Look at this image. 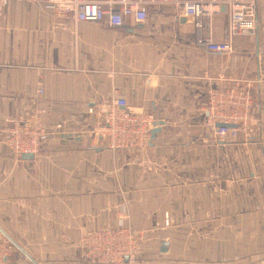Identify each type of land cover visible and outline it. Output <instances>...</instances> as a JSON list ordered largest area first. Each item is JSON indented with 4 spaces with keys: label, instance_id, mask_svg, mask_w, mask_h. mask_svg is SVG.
Listing matches in <instances>:
<instances>
[{
    "label": "crops",
    "instance_id": "obj_1",
    "mask_svg": "<svg viewBox=\"0 0 264 264\" xmlns=\"http://www.w3.org/2000/svg\"><path fill=\"white\" fill-rule=\"evenodd\" d=\"M185 1L147 4L145 21L119 27L25 1L0 10L4 264H78L84 234L120 225L138 235L140 264L264 256V0L253 31L235 37L224 8L190 17L178 8ZM207 40L232 50L209 51ZM237 79L255 81L251 122L216 141L209 92ZM115 97L162 123L147 148L115 151L96 136ZM35 105L48 136L23 160L5 146L6 121Z\"/></svg>",
    "mask_w": 264,
    "mask_h": 264
},
{
    "label": "built area",
    "instance_id": "obj_2",
    "mask_svg": "<svg viewBox=\"0 0 264 264\" xmlns=\"http://www.w3.org/2000/svg\"><path fill=\"white\" fill-rule=\"evenodd\" d=\"M11 0H0L2 10ZM39 5L56 16H70L74 21L105 22L119 27L126 17L135 22L147 18V4H167L175 0H16ZM178 8L185 15L194 17L199 10L204 13L228 14V30L231 37L253 31L256 25V0H190L179 2ZM209 51L226 54L232 48L228 42L215 43L207 40ZM203 71L202 75H205ZM253 80L237 79L232 85L214 88L209 92L206 107L208 133L216 141L235 140L241 130L246 132L252 119L254 104L251 87ZM43 94L39 82L37 95ZM43 107L35 105L30 116H16L6 121L8 125L5 146L15 156L40 154L41 145L48 136L42 123ZM156 118L150 112H137L129 108L126 100L115 97L107 110L104 122L96 130V136L105 140L106 146L115 151L141 150L148 146L150 132ZM217 124L234 125L235 128L217 127ZM57 130L60 126L57 125ZM57 134V133H56ZM251 140V138H250ZM168 225V221H165ZM81 263L78 264H138L140 242L135 231L126 225L89 231L80 239ZM12 247L0 232V264L11 256Z\"/></svg>",
    "mask_w": 264,
    "mask_h": 264
},
{
    "label": "rangeland",
    "instance_id": "obj_3",
    "mask_svg": "<svg viewBox=\"0 0 264 264\" xmlns=\"http://www.w3.org/2000/svg\"><path fill=\"white\" fill-rule=\"evenodd\" d=\"M78 263H81V259ZM264 263V256L263 257H256V258H245L240 260H235L232 263H222V264H263ZM27 264H32L31 262H27ZM140 264V262H138ZM154 264H173V263H154Z\"/></svg>",
    "mask_w": 264,
    "mask_h": 264
},
{
    "label": "water",
    "instance_id": "obj_4",
    "mask_svg": "<svg viewBox=\"0 0 264 264\" xmlns=\"http://www.w3.org/2000/svg\"><path fill=\"white\" fill-rule=\"evenodd\" d=\"M245 33H250V32H245ZM162 123L161 122H156L155 127L151 130L150 134H151V140L154 139L155 135L159 132L158 127L161 126ZM217 127H229V128H235L236 126L234 125H222V124H217ZM33 158L32 155H21V159L23 160H31ZM12 244V243H11ZM15 245V244H13ZM16 246V245H15ZM17 247V246H16ZM18 248V247H17ZM21 251V249H20ZM162 252H165V250H162ZM264 264V263H263Z\"/></svg>",
    "mask_w": 264,
    "mask_h": 264
},
{
    "label": "bare ground",
    "instance_id": "obj_5",
    "mask_svg": "<svg viewBox=\"0 0 264 264\" xmlns=\"http://www.w3.org/2000/svg\"><path fill=\"white\" fill-rule=\"evenodd\" d=\"M149 144V143H148ZM21 157V156H20Z\"/></svg>",
    "mask_w": 264,
    "mask_h": 264
}]
</instances>
